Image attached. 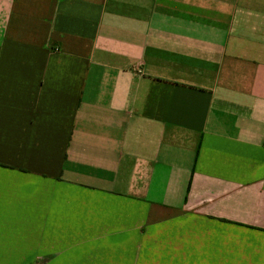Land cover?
<instances>
[{
	"label": "crops",
	"instance_id": "crops-1",
	"mask_svg": "<svg viewBox=\"0 0 264 264\" xmlns=\"http://www.w3.org/2000/svg\"><path fill=\"white\" fill-rule=\"evenodd\" d=\"M0 264H264V0H0Z\"/></svg>",
	"mask_w": 264,
	"mask_h": 264
}]
</instances>
